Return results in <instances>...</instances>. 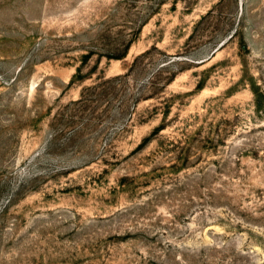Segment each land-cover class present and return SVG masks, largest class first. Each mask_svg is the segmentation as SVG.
Here are the masks:
<instances>
[{"label": "rangeland", "instance_id": "1", "mask_svg": "<svg viewBox=\"0 0 264 264\" xmlns=\"http://www.w3.org/2000/svg\"><path fill=\"white\" fill-rule=\"evenodd\" d=\"M0 264H264V0H0Z\"/></svg>", "mask_w": 264, "mask_h": 264}, {"label": "trees", "instance_id": "2", "mask_svg": "<svg viewBox=\"0 0 264 264\" xmlns=\"http://www.w3.org/2000/svg\"><path fill=\"white\" fill-rule=\"evenodd\" d=\"M233 35V34H232ZM129 44L130 43H126L125 45H123L122 47H117V48H115L114 50L115 51H112L111 49H109L108 51H107V53H104V55L106 56V57H108V58H110V57H114V58H120V57H123V56H125V54L127 53V51H128V48H129ZM91 54H92V52L91 51H88L87 53H85V58H87V57H90L91 56ZM121 78V76H120V74H117V75H113L112 77H110V78H107L104 82L106 83V88H110V87H112V86H115L116 84V81L118 80V79H120ZM93 87H95V86H93ZM93 92H91L90 94H89V99L88 100H92L93 99V94H92ZM83 100H87V97H84L83 98V95H82V97H80L79 98V101H83ZM161 128H163V125H157V126H155L153 129H152V131H151V137L153 136V134H155V133H157ZM150 140V135H148V136H145V137H143V139L140 141V143L137 145V147L136 148H141V147H143L148 141Z\"/></svg>", "mask_w": 264, "mask_h": 264}]
</instances>
